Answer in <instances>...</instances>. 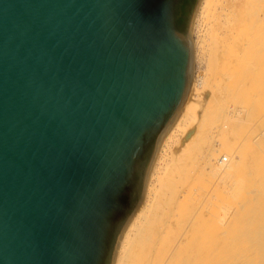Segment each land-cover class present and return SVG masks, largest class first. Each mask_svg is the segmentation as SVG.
<instances>
[{"label":"water","instance_id":"1","mask_svg":"<svg viewBox=\"0 0 264 264\" xmlns=\"http://www.w3.org/2000/svg\"><path fill=\"white\" fill-rule=\"evenodd\" d=\"M201 2L0 0V264H116Z\"/></svg>","mask_w":264,"mask_h":264},{"label":"bare ground","instance_id":"2","mask_svg":"<svg viewBox=\"0 0 264 264\" xmlns=\"http://www.w3.org/2000/svg\"><path fill=\"white\" fill-rule=\"evenodd\" d=\"M194 22L189 89L116 264H264V0H202Z\"/></svg>","mask_w":264,"mask_h":264},{"label":"rangeland","instance_id":"3","mask_svg":"<svg viewBox=\"0 0 264 264\" xmlns=\"http://www.w3.org/2000/svg\"><path fill=\"white\" fill-rule=\"evenodd\" d=\"M201 34H202V32H201V28L199 26V23L194 22L193 28H192V37H194V41H195L196 46L198 44V38H199V36H201ZM201 66H203V64H201Z\"/></svg>","mask_w":264,"mask_h":264},{"label":"built area","instance_id":"4","mask_svg":"<svg viewBox=\"0 0 264 264\" xmlns=\"http://www.w3.org/2000/svg\"><path fill=\"white\" fill-rule=\"evenodd\" d=\"M223 160L224 161H227V156H223Z\"/></svg>","mask_w":264,"mask_h":264}]
</instances>
